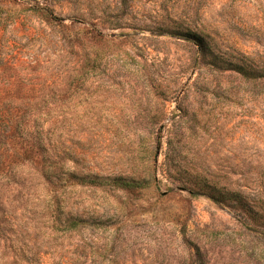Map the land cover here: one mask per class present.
<instances>
[{
	"label": "rangeland",
	"instance_id": "rangeland-1",
	"mask_svg": "<svg viewBox=\"0 0 264 264\" xmlns=\"http://www.w3.org/2000/svg\"><path fill=\"white\" fill-rule=\"evenodd\" d=\"M223 60L264 70V0H0V264H264V78Z\"/></svg>",
	"mask_w": 264,
	"mask_h": 264
},
{
	"label": "trees",
	"instance_id": "trees-1",
	"mask_svg": "<svg viewBox=\"0 0 264 264\" xmlns=\"http://www.w3.org/2000/svg\"><path fill=\"white\" fill-rule=\"evenodd\" d=\"M42 11L46 17L54 18L52 10L45 8V9H42ZM192 40L194 41V43L197 46L200 47V49H202V50L205 49L206 44L202 38L194 37V38H192ZM218 64H220L222 66V68H224V70L232 71V72H234V73H236V74H238L241 77L246 78V79L248 77L251 78L253 75L255 76L254 77L255 79L264 78V70L247 68L246 66H244V64H241V62L232 63V62H228V61L223 60V61L218 62ZM98 180H99V178L92 177V178H88L87 182H88V184H91V185H98L99 184ZM112 184L115 186H118L120 188H134V187L137 188V187L141 186V184H138V183L136 184V182H131V181L124 180V179H114ZM204 188H205V186H204ZM206 189H208V188H206ZM209 193L211 195L210 198L214 199V201H217V202L221 201V200H218L220 198H218L217 196L212 194V192H209ZM240 205H241L242 209L244 210V212H246V214L248 216L254 217V219H255V216L256 215L258 216V214L260 212H264V202L263 201H261V204H257V203L249 204V203L240 201ZM82 223H84V222L77 218V219L69 222V224H68L69 228L68 229H76Z\"/></svg>",
	"mask_w": 264,
	"mask_h": 264
}]
</instances>
